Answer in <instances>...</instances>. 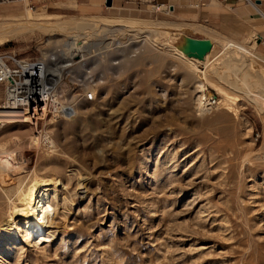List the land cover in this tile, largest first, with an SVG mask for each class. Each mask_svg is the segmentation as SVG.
<instances>
[{"label":"rangeland","instance_id":"374dc122","mask_svg":"<svg viewBox=\"0 0 264 264\" xmlns=\"http://www.w3.org/2000/svg\"><path fill=\"white\" fill-rule=\"evenodd\" d=\"M56 1L0 0V37L7 36L0 51L59 68L65 36L40 23L113 27L94 36L100 55L77 56L62 72L54 96L74 118L49 112L36 127L0 123V154L10 164L0 168V235L15 233L0 246V264H264V100L255 104L212 74L226 58L225 42L244 47L264 70V39L255 32L220 39L139 0L126 1L140 11L91 0L67 13L54 12ZM148 26L160 33L143 32ZM200 34L215 37L203 65L209 82L177 50L186 37L206 39ZM202 88L220 105L199 111ZM3 99L0 85V106ZM32 135L40 143L50 136L55 150H40ZM52 177L45 189L54 234L31 246L10 206L22 204L34 179Z\"/></svg>","mask_w":264,"mask_h":264},{"label":"bare ground","instance_id":"6f19581e","mask_svg":"<svg viewBox=\"0 0 264 264\" xmlns=\"http://www.w3.org/2000/svg\"><path fill=\"white\" fill-rule=\"evenodd\" d=\"M38 26L41 27L42 30H46V32L49 31L52 33H59L65 36L64 42L61 48L58 50V56L61 57L63 60V64L61 65V67L58 68L56 66H51L40 61V63L42 64L41 66L44 69L38 74L40 80L38 81L39 83H37L40 88L37 90V92L41 95H44L45 93L54 95L57 90V85L61 80L62 72L67 69L68 66H70L71 62L75 59V57L81 56L85 58L91 53H94L95 55H100L104 49H101L102 43L98 40H95L94 36L99 35L101 31L106 29L110 31V29H112L113 27L112 24L107 25L99 20H77L72 25L65 24V22H58L53 24L50 23L45 25H42L40 23V25ZM143 32H149L152 35L160 33L157 27L150 26H148L147 30ZM174 34L182 35L183 33L182 31H180L179 33ZM0 38V40H5L7 36H1ZM186 39L185 45H183L181 48L177 47V50L180 51L182 54L193 58L192 64L196 66L200 65V76L204 81L207 82L209 78L205 73V66L203 65L205 64L210 54H212L211 43L209 42L212 40L203 39L209 45V49L205 51L202 55H198L195 52H190L191 50L189 51L190 41L189 38L186 37ZM213 42L214 41H212V43ZM222 42L224 43L223 40ZM224 50H228L225 52L226 58L221 63H219L217 67H214L212 69V74L219 82L228 84L233 88H239L243 91V93L245 92L246 96L249 98L250 101L255 104H260V101L264 100V70L259 67L260 64L258 65L255 59L249 58L247 56L252 53L248 52V50H246L241 45L233 42H225ZM228 53L229 55H227ZM201 87L202 86H200V88ZM220 89L221 88H219V90ZM198 93L199 94L196 96L195 99V104L199 111H203L207 107V105H210V107L208 108H212L213 104L218 105L220 103V101L218 103V99L212 98L209 93L205 92L204 88L199 89ZM216 94H219V91ZM8 96L9 95L7 94L6 98H8ZM223 98L224 105L226 107H229L228 95H226V93L224 94ZM60 113L69 118H74V116L76 115L75 109L71 106L60 107ZM3 122L18 124L24 122L29 123L30 117L26 116V112H21L17 108H14V106H11L4 102V104L0 106V123ZM38 138L39 136L32 135L30 137V143H32L33 145L37 144L38 148L44 151L45 153H52L55 150V143L50 136L45 139H42V143L38 141ZM2 155L3 154L1 153V170L7 168L10 165L9 161H4L5 155L4 157H2ZM53 182H57V179H55L54 177L46 180L34 179V181L27 187V189L23 193V197L20 198L22 204L20 206L16 204H11L12 206H10L9 211L11 215L18 218V230L23 234L26 239H28L27 241H29L31 246L42 245L43 243L47 242L54 234L53 233L51 235L50 231L52 224V222L50 224V214H52L51 211L53 210L54 206L51 200L53 199L49 198V196L47 195V191L49 189H45V187H47L50 183ZM14 203H16V201ZM6 229L10 230V228ZM14 237L15 233L13 231L8 232L5 235H0V246H10Z\"/></svg>","mask_w":264,"mask_h":264},{"label":"crops","instance_id":"0c3cea01","mask_svg":"<svg viewBox=\"0 0 264 264\" xmlns=\"http://www.w3.org/2000/svg\"><path fill=\"white\" fill-rule=\"evenodd\" d=\"M105 1V0H102ZM252 1V2H251ZM154 0L149 4L151 10L157 12L152 5L167 6L168 11H160V15L167 20L181 23H196L197 25L222 36L220 39L240 40L255 32L264 39V0ZM91 0H58L54 5V12L67 13L85 10ZM111 6L120 10L129 9L140 11L143 8L138 3L124 0H111ZM138 7V8H137ZM204 29L197 27V32ZM205 34H209L207 31ZM201 35V34H200ZM215 40L212 35H201V38ZM217 38V37H216ZM238 42V41H237ZM264 43V42H263Z\"/></svg>","mask_w":264,"mask_h":264},{"label":"built area","instance_id":"2783aa9c","mask_svg":"<svg viewBox=\"0 0 264 264\" xmlns=\"http://www.w3.org/2000/svg\"><path fill=\"white\" fill-rule=\"evenodd\" d=\"M139 1L152 4L154 0ZM152 7L155 10L168 11L167 6L152 5ZM40 61L41 56L19 57L14 51H0V85L4 87L3 102L21 112H26V116L30 117L29 123L34 127L47 113H53L56 117L60 114L54 95L46 93L41 95L37 92L40 88L38 74L44 69ZM6 94L9 95L8 98ZM86 97L92 99L91 94Z\"/></svg>","mask_w":264,"mask_h":264},{"label":"water","instance_id":"95a60500","mask_svg":"<svg viewBox=\"0 0 264 264\" xmlns=\"http://www.w3.org/2000/svg\"><path fill=\"white\" fill-rule=\"evenodd\" d=\"M107 5L111 4V0H106ZM260 41V39H258ZM191 51L202 55L205 51L209 49V45L203 39H190Z\"/></svg>","mask_w":264,"mask_h":264}]
</instances>
